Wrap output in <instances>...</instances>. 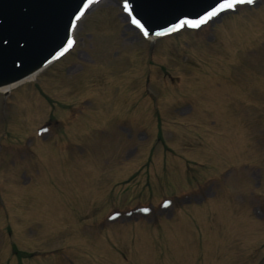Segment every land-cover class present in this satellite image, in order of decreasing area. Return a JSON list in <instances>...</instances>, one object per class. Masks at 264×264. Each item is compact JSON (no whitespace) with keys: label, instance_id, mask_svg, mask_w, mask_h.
<instances>
[{"label":"rangeland","instance_id":"374dc122","mask_svg":"<svg viewBox=\"0 0 264 264\" xmlns=\"http://www.w3.org/2000/svg\"><path fill=\"white\" fill-rule=\"evenodd\" d=\"M98 2L0 91V264H264V0L154 41Z\"/></svg>","mask_w":264,"mask_h":264},{"label":"water","instance_id":"95a60500","mask_svg":"<svg viewBox=\"0 0 264 264\" xmlns=\"http://www.w3.org/2000/svg\"><path fill=\"white\" fill-rule=\"evenodd\" d=\"M116 1L123 12V0ZM128 2L132 9L131 15L140 19L149 31L145 38L164 39L175 32L161 37L157 34L169 33L166 29L179 19L196 18L213 3V0H128ZM84 3H87V0H83V3L81 0H0V91L25 83L59 62L61 57L52 63L62 55L58 56L57 53L67 44L65 33L67 37H72L74 30L70 24L66 28L65 22L70 12L75 19L77 4L83 7ZM123 14L128 20L124 12ZM129 17L131 21V16ZM41 19L58 20V29L43 43L34 45L30 42L28 48L22 51L24 43L20 38L26 34V27L31 22ZM50 63L52 64L48 66ZM46 66L48 67L40 71Z\"/></svg>","mask_w":264,"mask_h":264},{"label":"snow or ice","instance_id":"6c2138e0","mask_svg":"<svg viewBox=\"0 0 264 264\" xmlns=\"http://www.w3.org/2000/svg\"><path fill=\"white\" fill-rule=\"evenodd\" d=\"M81 3H83V0H81ZM92 3L93 0H87V3H84L83 7H80V5L77 4L78 10L74 13L75 19L72 18L73 13L70 12L69 18L65 22V27L67 28V25L70 24L73 28H75L77 21L80 20V18L84 15L85 10L88 9ZM252 3H254V0H213V3L208 5V7L202 11V14L198 15L196 18L190 19L188 17H184L179 19L177 23L172 24L166 29V31L171 32L184 26L199 28L200 26L208 23L213 18H218L221 14L237 9V7L241 4ZM123 11L131 16V23L136 25L144 36L149 35L148 29L143 23H141V20L137 19L136 16L131 15L132 9L129 6L128 0H124L123 2ZM58 25L59 21L55 19H41L31 22L26 27V34L20 38L24 43V49H22V51L28 48L30 42L34 45H39L40 43H43L49 39L52 33L58 29ZM65 36L67 39V44L65 47L61 48L60 52L57 53L58 56L63 54V52H66L74 44L72 37H67L66 33ZM165 203L167 204L168 202L166 201ZM145 211H147V209H145Z\"/></svg>","mask_w":264,"mask_h":264},{"label":"bare ground","instance_id":"6f19581e","mask_svg":"<svg viewBox=\"0 0 264 264\" xmlns=\"http://www.w3.org/2000/svg\"><path fill=\"white\" fill-rule=\"evenodd\" d=\"M98 1H100V0H96L94 3L91 4V6H93V5H94L95 3H97ZM98 3H99V2H98ZM98 3H97V4H98ZM97 4H96V5H97ZM91 6H90V7H91ZM94 6H95V5H94ZM90 7H89V8H90ZM87 10H88V9H87ZM84 15H85V13H84ZM84 15H83V16H84ZM83 16H82L80 19H82ZM75 27H76V26H75ZM149 40L154 41L155 39H149ZM33 79H35V78H33ZM33 79H31V80H33ZM31 80H29V81H31ZM16 86H17V85H16ZM16 86H13V87H10V88H7V89H4V90H1V91L4 92V91H7V90H11L12 88H14V87H16Z\"/></svg>","mask_w":264,"mask_h":264}]
</instances>
